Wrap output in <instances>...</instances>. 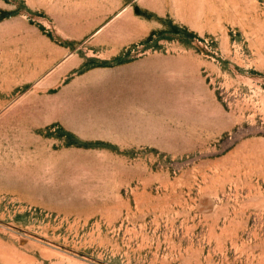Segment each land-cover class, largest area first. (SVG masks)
<instances>
[{
    "label": "rangeland",
    "instance_id": "rangeland-1",
    "mask_svg": "<svg viewBox=\"0 0 264 264\" xmlns=\"http://www.w3.org/2000/svg\"><path fill=\"white\" fill-rule=\"evenodd\" d=\"M0 264H264V0H0Z\"/></svg>",
    "mask_w": 264,
    "mask_h": 264
},
{
    "label": "crops",
    "instance_id": "crops-1",
    "mask_svg": "<svg viewBox=\"0 0 264 264\" xmlns=\"http://www.w3.org/2000/svg\"><path fill=\"white\" fill-rule=\"evenodd\" d=\"M142 33L143 32L140 29V27H137V28L132 29L131 31L128 30L127 32H124V33L122 32L119 36H117L118 40L116 41L118 42L120 40L121 43L123 42L126 44H131V42H135L136 40H139L140 37L143 35Z\"/></svg>",
    "mask_w": 264,
    "mask_h": 264
}]
</instances>
